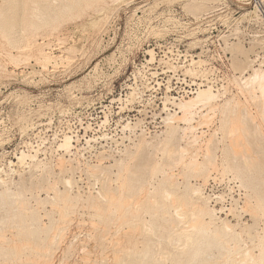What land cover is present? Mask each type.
Masks as SVG:
<instances>
[{
    "label": "rangeland",
    "instance_id": "1",
    "mask_svg": "<svg viewBox=\"0 0 264 264\" xmlns=\"http://www.w3.org/2000/svg\"><path fill=\"white\" fill-rule=\"evenodd\" d=\"M8 1L13 2L14 0H6V2ZM22 1V3L25 4L24 7L27 12V17H25L24 22L16 29V36H21V34L23 36L16 37L15 34L9 36L5 34V30L0 25V168L3 167V170L1 169L0 171V175L6 178L9 177L8 180L11 181L8 183L11 187L9 188L11 191H16L15 193L13 192L14 196L11 194V191H9L11 194L10 197L12 198H10L8 196L10 194L7 193V196L12 200L7 197L8 199H5V202L3 200L1 203L0 201V223L1 220H5L2 222L4 226L0 225L4 227V230L0 227V234L6 232L7 234L3 233V235L6 234L5 236L11 239L12 236L14 237V235L18 234L20 231L29 232V237L32 240H37L36 242L40 245H48L51 252H53L54 248L56 249L54 250V254L51 253L53 256L51 262L53 261V264H60L58 260L61 261V263L63 262V264H92L93 262H95L93 264H111V262H113L111 261L113 260L111 256H114L115 250L118 248L117 245L120 244V241L115 242L114 239H122V244L120 245L124 246L119 245V250L123 248L127 249L122 250L124 260L120 262L121 264L125 262V264H132L133 260L135 261L134 264H137L138 260L135 258L137 256L136 254L141 253L142 251L140 250H145L150 244L153 251L156 252V248L159 250L161 248L157 246L165 248V254L166 251L167 253L170 252L166 255H174L177 249V252L181 254V252H183L181 247L185 249L187 246L183 252L184 254H181L182 257L187 258L186 253L190 251V243L188 244V242L185 241L182 242L183 240L179 243L177 236H174L177 238L170 237L171 239H168L166 235L164 238L166 241L163 243L162 241L164 240L158 238L160 236H158V234L162 232L167 234L166 232L170 233L172 231L171 234H173L171 227L175 226L168 222L164 223L165 220L162 219V212H159V215L156 214L154 218L152 216L154 213L151 211L141 206H138L139 209L137 208L138 211L141 208L143 210L145 209L144 211H139L141 217L139 222L145 219L142 222L143 225L145 223L149 228L148 224H154L150 225V227L155 230L158 229L160 232L157 233L158 231L154 232L155 230L151 229V231H146L149 229L146 228V230H144V227L140 230H144L143 233L146 231L150 234L153 231L154 237H152V235L150 236V234H146V236L141 231L136 230V232H134L135 229L132 227L134 229L132 230V228L130 229L131 226L128 227L127 225L124 229L121 227V231L116 230L117 227L118 229L120 227L117 226L119 224L116 223L118 222L116 221V215L120 212L119 206H117V200L123 197L127 204H132L136 207L135 201L137 200L136 198H138V193L136 191L137 188L141 186H146L147 188L145 189L149 188L148 191H146L149 194L147 196L148 198L155 199L157 196L155 193L159 190L157 186L162 184V181L167 177L166 174H168L172 175V177L173 175L175 176L173 177V181L176 180V182H174L176 183V188L180 184L178 187L180 192H182V189L184 191V189L186 190L191 187L190 185H202L206 199L209 198L206 202L210 200V202H208L210 206H213V202L209 195L217 194L227 200L224 201V203L221 202L218 207L211 206V208L215 211L216 220L220 221H217L218 225L221 224V219L223 218L222 220H229L237 227L235 230L241 233V236H237L236 238L229 236L225 239V243L228 239V243L232 242L230 243L231 245L228 244L229 248L230 246L235 247V244L237 246L239 244L240 247L238 246V248L240 251L236 249L237 247L231 250L225 248L228 247V245H224L223 247L227 250L225 251L223 247H221L222 245L219 246V244H214L211 247L212 250L210 249L212 252L211 254L214 253L212 255L213 258L218 256V259H216L217 257L213 259L214 262H212L214 264H218L219 262V264L237 263L239 262L237 260H242L244 253H246L244 250L248 247H250V249L252 248L251 250L256 255L255 257H258L260 260V249H262L264 245V205H258L259 202L264 203V115L261 113H264L262 109L264 104L262 105L261 100L255 99V95H252L248 87H245L243 80L254 72L253 69L257 67H263L262 69H264V0H259L257 2L254 0H175L170 2L167 0H81L79 6L73 9L70 8V10L68 9L66 11L67 13L65 12L66 15L63 14L59 17L61 19H57L54 23L45 26L40 24L36 19L30 20L28 17V13L31 14L35 10V6L37 7L39 4L37 3L38 0ZM40 1L43 0H39V2ZM61 1H63V4H67L68 2L71 3L72 0ZM6 2L5 0H0V4H2L5 9L9 7L11 3H7L9 5L4 4ZM43 3V5L50 4V6L51 4L54 6L55 3V11H59V8L63 6L60 0H55V2L53 0H44ZM41 4L42 3H40V5ZM7 11L10 12L11 10L7 8L6 12ZM9 12L6 15H10L11 13ZM247 12L249 13L247 14ZM254 12H256V14ZM104 17H106L105 20ZM94 20H99L101 24L99 26H93L92 21ZM151 49L155 52L153 61L151 60L152 57L149 52ZM17 55L20 56V59L17 58ZM33 55L35 57H31ZM43 55L45 57H42ZM24 57H27L29 60ZM199 60H201V62ZM172 65H174V67ZM192 66L195 68V71H198H196L197 73L195 72L196 74L194 73L195 75L186 72L188 68H193ZM201 85L202 88L212 85L216 92L219 93L222 99L219 101V105H221H218L219 109L224 105L226 100H240L239 108H243V112L247 110L248 113V111H250L249 114H245L248 117H250L249 115L251 114L252 117H250V119H253V117L255 118L250 120L246 117L244 123L246 128H249L250 132L246 131L250 134L248 135V133L244 132L247 134L246 136V134L243 133V139H246L248 144L252 142L250 143L252 144L251 146H249L250 144L248 145L250 147L248 151L251 153H249L250 158L251 156V159L256 157L255 160L253 159V162L258 158L259 161L257 160L256 162L260 165H249L250 167L252 165L255 167L254 169L252 166L255 172L259 170L256 173L254 172L251 176L247 174L251 172H245L244 174L246 175L243 174L241 179H239L235 173L236 170H234V173L230 170L236 166V164L245 165L242 161L244 157L237 156L239 154L235 156L230 152L232 149H229L230 138L227 133L228 127L219 129L220 127L223 128V124H221L223 123V117L219 110L217 111L218 114L216 113L217 115L211 119V124L208 127L204 125L201 126L198 122H194L193 125L198 129L193 128L192 133L190 132L192 129H187L188 131L186 130V132L188 133L185 134L184 132L185 135L182 134V129L179 131V128L177 130L178 133H176L175 142L173 143L176 144V146L172 144L170 147L166 148L164 136H166L165 134L170 130L168 125H171L167 117L176 110L177 105L174 103H178L182 97L189 99ZM135 95H137V98ZM165 95L174 98V102L173 98L170 100L171 102L169 101L170 103L168 102L170 111L163 110V103L166 99ZM253 99H255V101H253ZM105 116H107V119ZM196 120L199 121L200 117L198 116ZM254 120L255 122L260 121L258 123L263 124L259 125L255 123ZM177 123L178 121L176 124L174 123V125H177ZM127 124L130 126L126 127ZM183 124V122H179L178 125L180 127L188 126L187 124ZM254 124L259 125L258 127L261 129L256 127L257 125L254 126ZM88 126L91 129H89ZM255 131L259 134H254L256 133ZM193 133L199 136L197 141L198 144L196 143V145H193L195 142L191 140L194 139L192 137L194 136ZM216 133L217 135H215ZM64 134L71 135L74 140V146L70 153L58 148ZM183 135L186 136L188 140L183 137ZM211 136H213V138H211ZM91 137L93 140L89 139ZM177 137L178 139H176ZM211 139L212 141H210ZM208 140L211 143L207 147L206 143ZM145 141H149L152 144L149 145V142L144 143ZM163 141L164 144L162 143ZM188 143L189 145L192 143L191 147L187 145ZM179 145L189 149L188 153L184 155L182 162L177 158L181 156L178 150ZM38 147L41 148L38 149ZM36 149L38 150V157L42 159L41 167H37L36 171L33 170L35 168L34 166L29 167L20 165L19 163L17 164L16 156L18 153L21 151L36 153ZM198 149H202L203 152L196 151ZM206 150H209V155L205 153ZM254 152L255 155L253 154ZM60 156H65L64 158L68 160L63 162L64 165H62V162L60 163L58 161ZM191 157H198L197 161L200 162L208 161V159L213 162L216 161L219 164H216L218 165L216 167L218 171L212 168L209 172L192 171L189 169L190 167L187 169L185 166L189 165L185 164L191 161ZM234 159L235 161H233ZM236 159H240L241 162L237 161L238 163H236ZM11 161H15L16 164L10 165ZM116 161L118 163H116ZM65 162L67 164H65ZM119 162L121 164H119ZM222 162H226V165H223ZM253 162L251 161V163ZM98 163L101 166L95 165ZM181 163H184V165ZM227 163L232 167L230 168L229 165L227 166ZM47 164L48 166L50 165V169ZM221 164L223 167H227L224 168L226 172L222 170L223 167L221 168ZM57 165L58 167L62 165V169L58 168ZM67 167L70 169L69 171ZM90 167H93L92 170H90ZM154 167H156V169H154ZM41 168L45 171L40 174ZM95 168H97L96 172L94 171ZM227 169L230 171L228 170L229 172H227ZM247 169L246 171H249V169L251 170V168L248 167ZM50 170L53 173H50ZM101 170L102 172L104 170L106 173L103 172V174H101ZM97 171L102 175L101 178L97 177L100 176L99 174H95L98 173ZM8 172L10 175H8ZM47 172H49L51 177H45L49 175L46 174ZM222 172H224L226 176L224 173V176L222 174L220 175ZM35 174L36 176L40 175L41 179L38 176L39 180ZM56 174L60 175L57 177L61 179V182L58 184L56 182H58L59 178L56 177ZM208 175L209 177H207ZM31 177H35L36 179ZM103 177H109L107 178L109 182L106 183L107 181L104 180L107 179ZM50 178L55 179L52 180ZM64 178L72 180L74 184L71 188L69 186L72 184L68 186V184L64 182L66 180ZM37 179L38 181H35ZM189 179L190 184L186 183ZM46 180L50 185L55 180L56 187L54 182L52 183L54 184L52 185L53 188ZM14 181H16V183ZM13 182L14 184L12 185L11 183ZM62 182H64L66 186L63 185ZM245 183H248L250 186ZM102 184L111 185L109 189L111 188L113 194H115L114 198H117V200L113 199L111 202L112 205H110V203H108L109 205L106 204V207L111 206L110 208H106L110 209V214L107 212V220L104 218L105 222L103 220V222L101 221L99 224V220L97 218L94 219L95 217L92 218V214H90L93 213L90 211H93V209L90 207V209L88 208V200H92L93 198L89 199L91 196H98L99 191L108 188ZM19 185L29 191L21 187L16 189L15 187ZM36 185H41L38 187L40 189H45H37ZM245 185H248L247 188ZM56 188L59 189V192H54L57 190ZM47 189L54 191L52 192L50 190L51 192H49ZM65 189L67 194L70 193L71 197L74 196L72 198H77L76 196L81 194V201L75 202L77 199H73L75 203H82L83 199L85 201L87 200V203L85 201L83 202L84 204L80 203L81 207H75L77 211L74 209L75 213L74 211L71 213L75 215H70V218L68 217L67 220L71 219L69 222L73 220V223L71 222L73 225L68 222H63L64 220L60 221L59 209L57 210L55 209L56 207H53L54 204L52 203L55 201L51 202L55 200L51 199L56 193H59L58 195L62 193L65 194L66 192H63ZM2 190L3 188L0 187V192ZM17 190H21L22 192L26 191L25 193H27V195ZM30 191H32V193ZM18 192L22 193L19 195V198L15 195ZM153 192H155V195L152 194ZM38 193L39 195H37ZM144 194L147 195V193ZM144 194L142 198L146 197ZM23 195H25L26 198H23ZM48 196H52V198L50 199ZM88 196L90 197L88 198ZM14 197L17 198L15 199ZM58 197L55 196V198ZM35 198H37V200ZM260 198L263 199L260 201L258 200ZM22 201L25 203L20 204L23 203ZM249 202H251V206L253 203L254 207L258 206L257 209L255 208L257 210L256 212H254V207L247 205ZM79 203L76 206H79ZM56 204H58V201L55 202V205ZM20 205H23V210L26 209L27 212L30 210V212L36 213V215L34 214V216H31L29 212L26 213L27 217L23 218L21 214L23 210ZM82 206L87 208L84 209ZM231 207L234 212L231 211ZM146 210L148 211L147 213H145ZM250 210L254 211L250 213ZM23 213H25V211H23ZM20 215L21 218L25 220V222L22 220L24 227H21L25 230L20 229L19 226L22 225L18 226L14 224L17 228L12 226L13 223L6 225L8 218L19 217ZM217 215H220V219H218L219 217ZM35 216L36 220H41L36 221L33 226L35 221L33 217ZM151 219L152 221L154 220V223L150 222ZM57 220H59V222ZM162 220L164 224L160 223ZM10 221L12 222V219H10ZM10 221L9 223H11ZM52 221H57L55 223L60 224L58 227L63 225L62 227L63 229L65 228V231L69 229L66 234L63 229H60L67 237L66 239L63 240L64 237L61 238L62 240L57 239L60 238V236H57L55 239L57 242H49L53 237L51 236L52 234H50L51 232L53 233L51 227L55 225ZM96 221L99 226L101 225L100 227L96 225L95 228V225H92L91 222L95 223ZM155 221L159 222L155 223ZM159 223L162 224L161 226L164 227V229L159 230V228L161 229ZM167 223L171 226L166 225ZM183 224L185 226L190 225L185 222ZM37 225L39 226L36 227ZM66 225L68 229L64 227ZM180 225L178 224L179 228L183 226ZM42 227L43 229H40ZM178 227L176 226L175 228L178 229ZM37 228L40 230H37ZM127 228L130 231L127 232ZM185 228L188 229L190 227ZM122 230H124V232ZM176 230L174 231L176 232ZM243 230H245V232H243ZM115 232L119 233L116 234ZM125 232L127 233L123 234ZM164 234L161 235L164 237ZM118 235H120L121 239L120 237H116ZM145 236L150 237L148 239ZM153 238L155 240L158 238V242L156 241L157 243H153ZM147 239L151 240L153 244ZM235 239H238V242L241 239V242L238 243ZM59 241L60 247L57 248L58 245H54H56L55 243L58 244ZM145 241L149 243L146 244ZM159 241H161V243L156 245ZM175 242H178L176 244H179L180 248L175 249L177 247L173 244ZM168 243H171L170 246H172L169 247ZM186 243L187 245H185ZM260 243L262 246H260ZM71 245L72 247L68 248V246ZM145 245L147 247L144 249ZM173 246L176 247L172 250L171 248ZM205 247H208V245H205ZM67 248L70 252L67 251ZM166 248H168V250H166ZM131 249H133L132 253L126 252ZM64 250H66L68 254ZM31 251L32 250H30V252L28 251V253L32 256L31 253L35 251ZM161 251H163V249H161ZM161 251L159 253H154V259L156 254H158V257H160L159 255L161 254L160 258L162 260L160 261H164L165 264L167 263L166 261H168L167 264H171L173 262L170 258L171 256L165 257L166 255H162L164 253ZM135 252H137L135 254L136 256L129 257V254H134ZM124 253L127 254V258H125L126 254ZM65 254L67 255L65 256ZM1 255L2 254H0V264H18L13 258H7ZM34 255L35 253H33V256ZM105 255L108 260H105ZM84 256L87 257L85 258ZM55 257L57 258L55 259ZM163 257L168 258V260H164L165 258L163 259ZM160 258H156L155 262ZM86 259L92 262L88 261L85 263ZM128 259L131 263H129L130 261ZM227 259L229 260L226 261ZM258 259L254 258V261L249 260L251 263H248L249 261L246 263L257 264L260 262V264H264V262ZM234 260L237 262H233ZM151 261L153 260H149V263H151ZM160 261L151 264H157L160 263ZM245 261L247 260H244V263H242L246 264ZM189 262L191 261L189 260ZM192 262L191 264H193ZM197 263H199V261H197Z\"/></svg>",
    "mask_w": 264,
    "mask_h": 264
},
{
    "label": "bare ground",
    "instance_id": "2",
    "mask_svg": "<svg viewBox=\"0 0 264 264\" xmlns=\"http://www.w3.org/2000/svg\"><path fill=\"white\" fill-rule=\"evenodd\" d=\"M44 1V0H43ZM43 1H40L39 2V0H38V2L37 3H39L38 5H37V7L35 6V10L31 13V14H29L28 13V17L30 18V20H33V19H36L37 21H39L40 22V24H43L44 26L45 25H49V24H52V23H54L55 22V20H59V19H61V18H59L60 16H62L63 14H65L66 15V11L69 9L70 10V8L71 9H73L74 7L76 8L77 6H79L80 4H81V0H72L71 1V3L70 2H68L67 4H63V1H61L60 0V3H62L63 4V6H61V8H59L60 10L58 11H55L56 9V7H54L55 6V3H54V6H52V4H51V6H50V4H47V5H43L44 3H43ZM54 2H55V0H53ZM120 1V0H119ZM162 1V0H161ZM164 1V0H163ZM167 1H175V0H167ZM167 1H165V2H167ZM180 1H182V0H180ZM216 1V0H215ZM5 2H6V0H5ZM11 2V1H10ZM9 1L8 2H6V3H4V4H7V3H10ZM23 1L22 0H19V1H17V0H14L13 2H11L10 3V6L9 7H6V9L7 8H9L11 11L9 12V11H7L6 12V9L4 8V6L2 5V4H0V25L3 27V29L5 30V34H8L9 36L10 35H13V34H15V36H16V29L18 28V26H20L23 22H24V20H25V17H27L26 15H27V12L25 11V7H24V3H22ZM57 2H59V1H57ZM56 2V3H57ZM178 2V1H177ZM36 3V4H37ZM40 3H42L41 5H40ZM46 3V2H45ZM175 3V2H174ZM35 4V5H36ZM61 4V5H62ZM156 4V3H155ZM7 5H9V4H7ZM60 5V4H59ZM58 8V7H57ZM257 9V8H256ZM117 11V10H116ZM254 11V10H253ZM11 13L10 15L8 14V15H6L7 13ZM66 12V13H65ZM249 12H247V14H248ZM253 13V12H252ZM255 14H256V12H254ZM244 16V15H243ZM249 16V15H248ZM254 17V16H253ZM106 19V17H104V20ZM38 22V23H39ZM42 22H44V23H42ZM37 23V24H38ZM92 23H93V26H99L101 23H100V21L99 20H94V21H92ZM39 24V25H40ZM229 25V24H228ZM19 30H21V29H19ZM18 31V30H17ZM19 32H21V31H19ZM14 36V37H15ZM21 36H23L22 34H21ZM20 35L19 36H16V37H21ZM150 54H151V57H152V61L154 60V58H155V52H154V50L153 49H151L150 51ZM148 52V53H149ZM12 57H14V56H12ZM31 57H35L34 55L33 56H31ZM36 57H37V55H36ZM42 57H45L44 55L42 56ZM48 57V56H47ZM15 58H16V56H15ZM17 58H19L20 59V56L19 55H17ZM25 58V57H24ZM25 59H27V60H29L27 57L25 58ZM39 59V58H38ZM47 59V58H46ZM22 61V60H21ZM23 61H24V59H23ZM150 61V60H149ZM197 61V60H196ZM195 61V62H196ZM200 62H201V60H199ZM171 64V63H170ZM169 64V65H170ZM173 64V63H172ZM193 64H194V62H193ZM27 66V65H26ZM30 66V65H29ZM173 67H174V65H172ZM172 66H170V67H172ZM193 67V66H192ZM256 67V66H255ZM194 68V67H193ZM193 68H188L187 69V73H191L192 75L197 71H195V68L193 69ZM263 68V67H262ZM262 68H255V69H253L254 70V72L252 73V74H250L248 77H246L244 80H243V82H244V85H245V87L247 88L248 87V90L249 91H251L252 93V95L254 94L255 95V99H259V100H261L262 101V105L264 104V69H262ZM185 69V68H184ZM170 70H171V68H170ZM246 70V69H245ZM184 71V72H185ZM198 72V71H197ZM196 72V73H197ZM195 73V74H196ZM190 74V75H191ZM194 74V75H195ZM197 76V75H196ZM171 79V78H170ZM234 79V78H233ZM235 82H237V81H235ZM229 84V83H228ZM214 85V84H213ZM169 87H170V85H169ZM168 88V87H167ZM171 89V88H170ZM170 89H167V90H170ZM132 93V92H131ZM134 93V92H133ZM167 94V93H166ZM132 95V94H131ZM224 95V94H223ZM136 96V98H137V95H135ZM164 96V95H163ZM166 96V99L164 100V107H163V110L165 111V110H169L170 111V108L168 107V102L173 98V97H171V96H169V95H165ZM233 96V95H232ZM224 97V96H223ZM252 97H254V96H252ZM132 99V98H131ZM255 99H253V101H255ZM177 100V99H176ZM220 100H222L221 99V97H220V95H219V93H217L216 92V90L214 89V87L212 86V85H209L208 87H203L202 88V85L197 89V91L196 92H194V95L193 96H191L189 99L187 98V99H185V98H181L180 99V101L178 102V103H174V104H176L177 105V107H176V110L172 113V114H170V116H165V117H167V119H169V123H171V125H168V127H169V131H168V133H166L165 135L167 136H164L165 138V144H166V148L167 147H170L174 142H175V137L177 136V134L176 133H178L177 132V130L179 129V131L182 129L183 130V133L182 134H184V132H185V134H187L188 132H186V130L187 129H192V131L190 130V132L192 133L193 132V128H197V127H195L193 124H194V122H198L199 123V125H201V126H210V122H211V119L215 116V115H217L218 113H217V111L219 110V111H221L220 112V114L222 113V117H223V120H222V122L223 123H221V124H223V128L222 127H220L219 129H225V127H228L227 129V133H228V137L230 138H227V139H229V143H230V147H229V149L231 148L232 149V151H230V152H232L233 153V155H235L236 156V154H239V155H237V156H240V157H244V159L242 160L244 163H245V165H238V164H236V166H234L233 168H231L232 166H230L228 163H227V166L229 165L230 166V170H231V172L232 173H234V170H236V174H237V178H239V179H241V177L243 176V174L245 173V172H251V173H247V174H250V176L255 172V167L253 166V165H257L258 164V162H256L257 160H258V158L256 159V161L255 162H253L254 160H255V158L256 157H253V159H251L252 158V156H251V158H250V155H249V153H250V151H248V150H250V147L249 146H251L252 144H250V143H252V142H250L249 144L247 143V140L246 139H243V136H244V134H246V133H248V135L250 134L249 132V128L247 129L246 128V125H245V119H246V117L247 118H249L250 119V117H252V115L250 114L249 116L250 117H248L247 115H245V114H249V112L250 111H248V113H247V110H246V112L244 111L243 112V108L241 109V108H239V106H240V100L238 101H236V100H233V99H231V100H226L225 101V103H224V105L219 109V106H221V105H219V101ZM224 100V99H223ZM247 100V99H246ZM245 100V101H246ZM133 101V100H132ZM171 102V101H170ZM169 102V103H170ZM173 102H174V98H173ZM173 102H172V104H173ZM258 103V102H257ZM219 105V106H218ZM242 105V104H241ZM264 106V105H263ZM241 107H243V106H241ZM251 107V106H250ZM246 109V108H245ZM262 109L264 110V107H262ZM217 113V114H216ZM252 113V112H251ZM263 115H264V113L263 112H261ZM254 114V113H253ZM200 117V120L198 121V120H196V118L197 117ZM107 116H105V118H106ZM257 117V116H256ZM107 119V118H106ZM253 119H255L254 117H253ZM253 119H250V120H253ZM261 120H262V118H261ZM105 121V120H104ZM166 121V122H167ZM178 121V123H177V125H174V123L176 124V122ZM221 121V120H220ZM247 121V120H246ZM179 122L181 123V122H183L184 124H187L188 126H186V127H180L178 124H179ZM254 122H255V120H254ZM253 122V123H254ZM258 122H260V121H258ZM258 122H255V123H258ZM102 123H104V122H102ZM106 123H107V121H106ZM106 123H104V124H106ZM128 123V122H127ZM264 123V122H263ZM263 123H258L259 125L260 124H263ZM183 124V125H184ZM90 125V124H89ZM199 125H198V127H199ZM227 125V126H226ZM257 124H254V126H256ZM259 125H257L256 127H258ZM130 125L129 124H127L126 125V127H129ZM197 126V125H196ZM247 126H248V124H247ZM89 127V126H88ZM86 128V127H85ZM258 128H260V127H258ZM89 129H91L90 127H89ZM126 129V128H125ZM198 129V128H197ZM257 129V128H256ZM261 129V128H260ZM249 131V132H247V131ZM259 130V129H258ZM257 130V131H258ZM134 131H135V129H134ZM188 131V130H187ZM222 131V130H221ZM225 131V130H224ZM216 132V131H215ZM219 132H220V130H219ZM244 132H246V133H244ZM256 132V131H255ZM261 132V131H260ZM263 132V131H262ZM202 133V132H201ZM244 133V134H243ZM184 134V135H185ZM194 134V133H193ZM222 134V133H221ZM254 134H259L258 132H256V133H254ZM183 135V137H185V138H187L186 136H184ZM192 135V134H191ZM214 135V134H213ZM215 135H217V133L215 134ZM201 136V135H200ZM202 136H204V135H202ZM246 136H247V134H246ZM182 137V138H183ZM189 137V136H188ZM194 139H191L192 140V142H195L193 145H196V143H197V141H198V138H199V136H197V135H195L194 134V136H192ZM221 137V136H220ZM223 137V136H222ZM211 138H213V136H211ZM89 139H92V137L91 138H89ZM176 139H178V137L176 138ZM93 140V139H92ZM187 140H188V138H187ZM190 140V141H191ZM204 140V139H203ZM202 140V141H203ZM73 137L71 136V135H68V134H64V136H63V138H62V141H61V143L59 144V146H58V148L59 149H63V150H66V152H72V148H73V146H74V144H73ZM136 141V140H135ZM200 141V140H199ZM210 141H212V139L210 140ZM224 141V140H223ZM246 141V142H245ZM142 142V141H141ZM147 142H149V141H147ZM146 141L144 142V143H147ZM187 142H189V141H187ZM204 142V141H203ZM202 142V143H203ZM163 144H164V141L162 142ZM177 143V142H176ZM190 143V142H189ZM189 143L187 144L188 146H190L191 147V144L189 145ZM206 143V142H205ZM204 143V144H205ZM211 142H209V140H208V142L206 143L207 144V147H208V145L210 144ZM28 144V143H27ZM139 144V143H138ZM149 145H151L152 143H148ZM148 144H145V145H148ZM163 144H160V145H163ZM198 144V143H197ZM200 144V143H199ZM137 145V144H136ZM141 145V144H140ZM173 145H175L176 146V144H173ZM192 145V146H193ZM249 145V146H248ZM256 145V144H255ZM201 146H203V145H201ZM34 147V146H33ZM141 147V146H140ZM173 147V146H172ZM200 147V146H199ZM204 147V146H203ZM206 147V146H205ZM39 148H41V147H38V149ZM90 148V147H89ZM138 148V147H137ZM142 148V147H141ZM141 148H138V149H141ZM175 148V147H174ZM201 148V147H200ZM199 148V149H200ZM196 150V151H202V149L201 150ZM204 149H208V148H204ZM166 150V149H165ZM178 150L180 151L179 153V155H181L180 157L178 156L177 158H179L178 160L180 161V162H182V160H183V157H184V155L185 154H187L188 153V150L189 149H187V148H185L184 146H181V145H179V147H178ZM41 151V150H40ZM167 151V150H166ZM171 151V150H170ZM207 151V152H206ZM205 151V153L206 154H208L209 155V150H206ZM203 152V151H202ZM166 153V152H165ZM226 153V152H225ZM45 154V153H44ZM229 154V153H228ZM251 154V153H250ZM254 155H255V152L253 153ZM224 155V154H223ZM222 155V156H223ZM131 156V155H130ZM195 156V155H194ZM65 157V156H64ZM63 156L61 157L60 156V158L58 159V161L61 163L62 162V165H64V161L66 160L65 158H64ZM175 157V156H174ZM206 157V156H205ZM230 157V156H229ZM134 158V157H133ZM224 158V157H223ZM234 158H236V157H234ZM16 159H17V164L19 163L20 165H26V166H29V167H32V166H34L35 168L33 169V170H35L36 171V169H37V167H41V164H42V159H40L39 157H38V150L36 149V153H28V152H26V151H21L20 153H18L17 154V156H16ZM127 159H129V158H127ZM170 159V158H169ZM175 159V158H174ZM178 160H176V161H178ZM185 160V159H184ZM191 161H189V163L188 164H185V165H189V166H185V167H187V169L189 168V169H191L192 171L194 170V171H197V172H209V170L212 168V169H216L217 171H218V168H216L219 164L215 161V162H213V161H211L210 159H208V161H202V162H200V161H197L198 160V157H191V159H190ZM218 160V159H217ZM222 160V159H221ZM225 160V159H224ZM66 161H68V160H66ZM178 161V162H179ZM233 161H235V159L233 160ZM237 161H240L241 162V160L240 159H236V163H238ZM246 161V162H245ZM251 161L253 162V163H251ZM259 161V160H258ZM90 162V161H89ZM88 162V163H89ZM100 162V161H99ZM127 162V161H126ZM142 162V161H141ZM147 162V161H146ZM178 162H176V163H178ZM229 162V161H228ZM57 163V162H56ZM116 163H118L117 161H116ZM131 163V162H130ZM223 163V165H226L225 163L226 162H222ZM234 163V162H233ZM243 163V164H244ZM16 163H15V161H11L10 162V165H15ZM65 164H67L66 162H65ZM103 164V163H102ZM119 164H121L120 162H119ZM181 164H183L184 165V163H181ZM216 164H218V165H216ZM250 164H253L252 166L254 167V169H252V166L250 167L249 165ZM44 165H46V164H44ZM60 165V164H59ZM62 165H61V167H62ZM70 165H71V163H70ZM95 165H100L99 163L98 164H95ZM223 165L221 164V168L223 167ZM235 165V164H234ZM247 165V166H246ZM259 165V164H258ZM257 165V166H258ZM47 166H48V164H47ZM46 166V167H47ZM66 166V165H65ZM91 166H92V163H91ZM101 166V165H100ZM245 166V167H244ZM260 166V165H259ZM23 167H25V166H23ZM45 167V168H46ZM57 167H58V165H57ZM61 167H58V168H60V169H62ZM98 167V166H97ZM127 167V166H126ZM182 167H184V166H182ZM220 167V166H219ZM247 167L248 168H251V170L249 169V171H246V170H248L247 169ZM3 168V167H2ZM2 168H0V171H1V169ZM48 168L50 169L51 167H50V165L48 166ZM53 168H56V167H53ZM70 168V167H69ZM92 168L93 167H90V170H92ZM100 168V167H99ZM130 168V167H129ZM220 168V169H221ZM224 168H227V167H223V171L225 170ZM246 168V169H245ZM32 169V168H31ZM43 168H41V170H40V174L41 173H43V171H45V170H42ZM67 169H68V167H67ZM66 169V170H67ZM96 169L97 168H95V172H96ZM107 169V168H106ZM105 169V170H106ZM154 169H156V167H154ZM245 169V170H244ZM3 170V169H2ZM12 171H14L13 169H11ZM70 169H68V171H69ZM99 170V169H98ZM131 170V169H130ZM158 170V169H157ZM229 169H227V172H229L228 171ZM254 170V171H253ZM29 171H30V169H29ZM42 171V172H41ZM48 171V170H47ZM61 171V170H60ZM94 171H93V173H94ZM170 171V170H169ZM215 171V170H214ZM257 171H259V170H256V172ZM4 172V171H3ZM10 172V171H9ZM8 172V173H9ZM64 172H65V170H64ZM67 172V171H66ZM72 172V171H71ZM70 172V173H71ZM98 172V171H97ZM103 172H104V170H103ZM103 172H102V170L100 171V173L101 174H103ZM172 172V171H171ZM225 172H226V170H225ZM255 172V173H256ZM22 173V172H21ZM50 173H53V172H51V170H50ZM62 173V172H61ZM61 173H59V174H61ZM69 173V172H68ZM67 173V174H68ZM104 173H106V172H104ZM156 173H157V171H156ZM173 173V172H172ZM186 173V172H185ZM211 173V172H210ZM209 173V174H210ZM223 173L224 172H222V173H220V175L222 174L223 175ZM13 174V173H12ZM47 175L49 174V172H47L46 173ZM95 174H99V172L98 173H95ZM162 174H164V173H162ZM171 174V173H170ZM227 174V173H226ZM8 175H10V173L8 174ZM55 175V174H54ZM53 175V176H54ZM65 175V174H64ZM100 175V174H99ZM205 175H206V173H205ZM224 175H225V173H224ZM223 175V176H224ZM232 175V174H231ZM244 175H246V174H244ZM35 176H36V174H35ZM38 176H39V178H40V175H37L36 177L38 178ZM57 176H60V175H58V174H56V177ZM67 176V175H66ZM101 176L102 175H100V176H97V177H100L101 178ZM158 176V175H157ZM166 176L167 177H165V179L162 181V184H160V182H159V184L161 185H159V186H157V187H159V190H158V192L157 193H155V192H153L152 194H157V196L155 197V199H151V198H148L147 196L149 195L148 194V192H146V191H148V189H145V188H147L146 186L145 187H143V186H141V187H139V188H137V193H138V198H136L137 200L135 201L136 203V207L134 206V205H132V204H127L126 203V200H124V198L123 197H120L118 200H117V198L115 199L114 197H115V194H113V192H112V190H111V188L109 189V187L111 186H108L107 184H102L103 186H107L108 188L107 189H105V190H103V191H99V195L97 196H88V198L89 199H92V200H88L89 202H88V204H89V206H88V208L90 207V208H92L93 209V211L92 210H90L91 212H93V213H90V214H92L91 216H92V218L93 217H95L94 219H98L99 220V224H100V222L102 221L103 222V220H104V218L106 219V217H107V212L110 214V212H109V210L110 209H106L107 207H106V204L107 205H109L108 203H110V205H112L111 204V202L113 201V199L114 200H117V206H119V213L116 215V221H118V222H116L117 224H119V225H117V226H120L119 227V229H118V227H117V231H121V227H123V229H124V227H129V226H131L130 227V229L132 228V230H134V232H136V230L137 231H141L142 229V227H144L143 229L144 230H146V228L147 229H149V230H146V231H151V230H155V229H152V227H150V225H154V224H148L149 225V228L145 225V223H144V225H143V220H145V219H143L142 221H140L139 222V220L141 219V217H140V213H139V211H141V210H143L141 207H143V208H145V209H147L148 211H151L152 213H154V215H152L153 217L156 215V214H158L159 212H162V219L163 220H165L164 221V223L165 222H168V223H171V225L172 224H174L175 226L173 227V228H175L176 226L178 227V224L180 225H183L182 227L184 228H179L178 227V229L177 228H175V229H173L172 227H171V229L173 230V234H171V232L169 233V232H166L167 234H164L165 232H162L161 234H164V237L161 235V234H158V236H156V237H158V238H161V239H163L164 240V238H165V236L167 235V238L168 239H171L172 237L173 238H177L178 239V241H179V243H181V241L182 242H188V244L190 243V251L189 252H191V253H189V252H187L186 253V256H187V258H184V257H182L181 256V254L184 252V250L186 249V247H185V249H184V247H181V249H183L182 251L183 252H181V254L179 253V252H177V248H180L179 247V244H176V243H178V242H175V243H173V244H175L176 246H173L171 249L173 250V248H175V249H177L176 250V252L174 253V255H171V254H169L171 257V259L173 260V264H185L186 262H189V260L193 263V264H214L213 262H214V258L215 257H217L216 259H218V256H215L214 258H213V254H211L212 252H211V247L215 244V245H217V244H219V246H221V247H223L224 245H228V244H230V243H232V242H230V243H228V241H229V239H228V241H226V243H225V239H227V237H229V236H232V237H234V238H236L237 236H241V233H239V232H237L236 230H235V228H237L235 225H233V223H231L229 220H222L221 219V224L220 225H218V223H217V221L218 220H216L217 219V217H215V211H214V209L213 208H211V206L208 204V202H210V200L208 201V202H206V200H208V199H206V196L204 195V190H203V188H202V185H199V186H196V185H190L191 187H189V188H187L186 190L184 189V191H183V189L181 190L182 192H180L179 190H178V187L180 186V184H179V186H177V188H176V183H174V182H176V180H174L173 181V177H175L174 175H173V177H172V175H168V174H166ZM226 176V175H225ZM234 176L236 177V175L234 174ZM253 176H255V175H253ZM11 177V176H10ZM45 177H51L50 176V174L48 175V176H45ZM62 177H64V176H62ZM70 177V176H69ZM105 177V176H104ZM103 177V178H104ZM110 177V176H109ZM109 177H107V178H109ZM162 177V176H161ZM163 177H164V175H163ZM181 177H182V175H181ZM204 177V176H203ZM207 177H209V175L207 176ZM207 177H206V179H207ZM249 177V176H248ZM8 178L9 177H2V175H0V187L1 188H3V190L0 192V201H1V203H2V201L4 200V202L11 196V194L14 196V194H13V192L15 193L16 191H11L10 190V186H9V182H11V181H9L8 180ZM31 178H34V179H36L35 177H31ZM38 178V179H39ZM57 178H59V180H58V182H56L57 184L59 183V182H61L60 180V177H57ZM71 178V177H70ZM107 178H104V179H107ZM155 178V177H154ZM183 178V177H182ZM249 178H251V177H249ZM13 179V178H12ZM38 179L37 180H35V181H38ZM41 179V178H40ZM39 179V180H40ZM47 179V178H46ZM50 179H55V178H50ZM64 179H66V178H64ZM63 179V180H64ZM163 179V178H162ZM161 179V180H162ZM223 179V178H222ZM232 179V178H231ZM234 179V178H233ZM20 180H21V177H20ZM51 180V181H52ZM109 179H107V180H104V181H107L106 183H108L109 181H108ZM210 180V179H209ZM48 181H50V180H48ZM55 181V180H54ZM53 181V182H54ZM98 181H99V179H98ZM126 181V180H125ZM258 181V180H257ZM15 183H16V181H14ZM14 182L13 183H11L12 185L14 184ZM26 182V181H25ZM46 182H47V180H46ZM52 182V183H53ZM64 182H66L67 184H68V186L69 185H71V186H69L70 188L73 186V182H72V180L71 179H69V178H67ZM64 182H62L63 183V185H65L66 186V184H64ZM75 182V181H74ZM152 182V181H151ZM185 182V181H184ZM206 182V181H205ZM250 182V181H249ZM22 183V182H21ZM37 183V182H36ZM43 183V182H42ZM47 183H49V182H47ZM47 183H44V184H47ZM51 183V185H50V183H49V185L50 186H52V185H54L55 184V187H56V183L54 182V184H52ZM103 183V182H102ZM105 183V182H104ZM186 183H188V184H190V179L189 180H187V182ZM23 184V183H22ZM33 184V183H32ZM177 184V185H178ZM205 184V183H204ZM245 184H248V183H245ZM2 185H3V187H2ZM43 185V184H42ZM153 185V184H152ZM244 185V184H243ZM249 185V184H248ZM248 185H245V187L247 188V186ZM16 186V185H15ZM26 186H27V184H26ZM37 186V189L39 188L38 186H41V185H36ZM45 186V185H44ZM47 187H49L48 185H46ZM186 186V185H185ZM188 186V185H187ZM203 186H205V185H203ZM250 186V185H249ZM10 187V188H9ZM19 187H21L20 185L19 186H17V187H15L16 189H18ZM43 187V186H42ZM41 187V188H42ZM53 187V186H52ZM100 187V186H99ZM232 187V186H231ZM22 189H25V188H23V187H21ZM54 188V187H53ZM57 188H58V185H57ZM56 188V189H57ZM66 188V187H65ZM104 188V187H103ZM102 188V189H103ZM153 188V187H152ZM183 188V187H182ZM186 188V187H185ZM240 188V187H239ZM244 188V187H243ZM261 188V187H260ZM13 189V188H12ZM21 189V190H22ZM32 189V188H31ZM40 189V188H39ZM43 189H45V188H43ZM43 189H40V190H43ZM55 189V190H56ZM67 189H68V187H67ZM232 189V188H231ZM249 189V188H248ZM259 189V188H258ZM14 190V189H13ZM21 190H17V191H20V192H22ZM25 190H28V189H25ZM51 189H47V191H49V192H53L54 190H51ZM59 189H57L56 191H54V192H59L58 191ZM70 190H72V189H70ZM69 190V191H70ZM100 190V189H99ZM252 190V189H251ZM9 191H11V194H10V192ZM29 191V190H28ZM33 191V190H32ZM32 191H30L31 193H32ZM60 191H62V190H60ZM68 191V192H69ZM255 191V190H254ZM20 192H18V193H16L15 195L16 196H18V198H19V195L20 194H26L27 195V193H25V192H22V193H20ZM33 192H35V191H33ZM48 192V193H49ZM64 193L66 192V189L63 191ZM70 192H72V191H70ZM151 192V191H150ZM149 192V193H150ZM262 192V191H261ZM7 193L8 194H10V195H8L7 196ZM60 193H62V192H60ZM98 193V192H97ZM116 193V192H115ZM144 193H147V195L146 194H144ZM59 193H56V195H54V197L52 198V196L51 197H49L51 200H53V199H55V200H53V201H51V202H57L58 201V204H56V205H58V206H56L55 205V202L54 203H52V204H54V208L55 209H59V218H60V221H62V220H64L63 222H68V223H70L71 224V222L73 223V220L71 221V222H69L70 220H67L68 219V217L71 215H75L74 213H75V211H74V209L77 211V209L75 208V207H81V204L85 201L84 199H83V202L80 204L79 202V206H76L78 203H75V202H77V201H81V194H79V195H75L77 198H72V197H74V196H70V193L69 194H67V192L65 193V194H60V195H58ZM143 194H144V196L146 195V197H144V198H142L143 197ZM152 194H150V195H152ZM154 194V195H155ZM36 195V194H35ZM37 195H39V193L37 194ZM50 195V194H49ZM59 197H58V196ZM253 195V194H252ZM31 196L33 197V195L31 194ZM30 196V197H31ZM55 196L56 197H58V198H55ZM117 196V195H116ZM240 196V195H239ZM8 197V198H7ZM22 197V196H21ZM78 197H79V200H78ZM209 197H210V199H211V201L213 202V206L214 207H218V205L219 204H221V202H223L224 203V201H227V200H225V198L224 197H221V196H219V195H217V194H212V195H209ZM10 198H12V197H10ZM9 198V199H10ZM15 199L17 198V197H14ZM23 198H26L25 197V195H23ZM34 198V197H33ZM87 198V199H88ZM6 199V200H5ZM36 200H37V198H35ZM73 199H77V200H75V202H74V200ZM261 199H263V198H260V199H258V200H260L261 201ZM10 200H12V199H10ZM19 200V199H18ZM24 200V199H23ZM57 200V201H56ZM25 201V200H24ZM24 201H22L23 203H20V204H24L25 202ZM28 201V200H27ZM86 203H87V200L85 201ZM243 202V201H242ZM11 203V202H10ZM18 203V202H17ZM16 203V204H17ZM29 203V202H28ZM115 203H116V201H115ZM114 203V204H115ZM131 203V202H130ZM251 202H249L247 205L248 206H251V204H250ZM84 204V203H83ZM87 204V205H88ZM250 204V205H249ZM254 204V203H253ZM253 204H252V206L251 207H254L253 206ZM116 205V204H115ZM243 205V204H242ZM241 205V206H242ZM258 205H260V206H262V205H264V203L263 202H259L258 203ZM21 206V205H20ZM20 206H18L19 208H21L22 210H23V205L20 207ZM138 206H141L140 208V210L138 211V209H139V207ZM212 206V207H213ZM240 206V207H241ZM257 206V205H256ZM83 207V206H82ZM111 207V206H110ZM110 207H108V208H110ZM114 207V206H113ZM258 207V206H257ZM257 207H254L253 209L255 210H250V213H251V211H254V212H256L257 210ZM27 208V207H26ZM29 208V207H28ZM84 209H86L87 207H83ZM89 208V209H90ZM115 208V207H114ZM138 208V209H137ZM232 208V207H231ZM256 208V209H255ZM30 209H33V208H30ZM35 209V208H34ZM88 209V210H89ZM144 209V210H145ZM241 209V208H240ZM27 210H29V209H27ZM143 210V211H144ZM145 211V213H147L148 211ZM23 211H25V213H23ZM22 211V217L24 218V217H27L26 216V213H29L30 212V210L27 212L26 211V209L25 210H23ZM31 211H35V210H31ZM74 211V213L73 214H71L72 212ZM217 211V210H216ZM231 211H233V208H232V210ZM247 211V210H246ZM16 212V211H15ZM218 212V211H217ZM234 212V211H233ZM253 212V213H254ZM144 213V212H143ZM249 213V214H250ZM23 214H25V215H23ZM34 214L36 215V213H32V212H30V215L32 216H34ZM150 214V213H149ZM217 214H219V213H217ZM255 214V213H254ZM28 215V214H27ZM114 215V214H113ZM159 215V214H158ZM12 216H14V215H12ZM168 216V217H167ZM218 216V215H217ZM220 216V215H219ZM218 216V217H219ZM256 216V215H255ZM74 217V216H73ZM6 218H8V217H6ZM34 219H35V221H34V223H33V226H34V224L36 223V221H39V220H41V219H39V220H36V216L35 217H33ZM70 218V217H69ZM72 218V217H71ZM91 218V219H92ZM143 218V217H142ZM152 218V217H151ZM155 218V217H154ZM225 218V217H224ZM9 219V218H8ZM7 219V221L8 222H6L7 224L6 225H8V224H12L13 223V225L12 226H16V225H22V226H19L20 227V229H23V230H25L24 228H21V227H24L23 226V222H22V218H21V215L18 217V216H16V217H13V218H10V219H12V222L10 221V219L8 220ZM218 219H220V217L218 218ZM4 220V219H3ZM3 220H1V223L2 222H4ZM107 220V219H106ZM157 220V219H156ZM163 220L160 222V223H162V224H164L163 223ZM9 221L11 222V223H9ZM24 222H25V220H23ZM58 222H59V220H57ZM57 221H55V222H57ZM95 221V220H94ZM147 221V220H146ZM145 221V222H146ZM154 221V220H153ZM152 221V219H151V223L153 222ZM22 224H21V223ZM52 222H54V221H52ZM54 222V224L55 225H52V227H51V231H53V233H54V235H53V233L51 232L50 234H52L51 236H53L51 239L52 240H50L49 242L50 243H54V242H57L55 239L57 238V236H60V238H57V239H61V238H63V240L64 239H66L67 237L64 235V232H62V231H60V229L62 230L63 229V225L61 226V227H58V226H60V224H57V223H55ZM104 222H105V220H104ZM156 222H159V221H155V223ZM188 223V224H190L189 226H185L183 223ZM218 222H220V221H218ZM0 223V225L2 226H4V223H2L1 224ZM68 223H67V225H68ZM79 223V222H78ZM92 223V225L94 224L95 225V228H96V225H98L99 226V224H97L98 222L96 221L95 223L94 222H91ZM90 223V224H91ZM154 223V222H153ZM159 223V224H160ZM166 224V225H168V226H171V225H169V224ZM238 223V222H237ZM14 224H16V225H14ZM62 224V223H61ZM64 224V223H63ZM70 224H69V226H70ZM162 224H160V227H161V229L159 228V230H162V229H164V227H162L161 225ZM64 226V227H67L66 229H68V226ZM71 225H73V224H71ZM93 225V226H94ZM127 225V226H126ZM180 225V226H181ZM0 226V227H1ZM11 226V227H12ZM39 225H37L36 227H38ZM49 226H51V225H49ZM101 226V225H100ZM99 226V227H100ZM155 226H156V224H155ZM6 227V226H5ZM18 227V228H19ZM35 227V228H36ZM41 227V226H40ZM44 227V226H43ZM43 227L42 228H40V229H43ZM98 227V228H99ZM185 227H190V228H188V229H186ZM1 228H3V230H4V227H1ZM15 228H17V227H15ZM47 228V227H46ZM121 228V229H120ZM155 228H157V227H155ZM170 228V227H169ZM30 229V228H29ZM29 229H27V230H29ZM39 228H37V230H40ZM45 229V228H44ZM59 229V230H58ZM141 229V230H140ZM151 229V230H150ZM177 229V230H176ZM243 229V228H242ZM12 230V229H11ZM64 231H65V228L63 229ZM69 230V229H68ZM68 230H66L65 231V234H66V232L68 231ZM115 230V229H114ZM143 230V231H144ZM174 230H176V232L174 231ZM45 231H46V229H45ZM59 231V232H58ZM116 231V232H117ZM123 232H124V230H122ZM127 232L128 231H130V230H128V228H127V230H126ZM143 231H141L142 233H143ZM145 231V233H143L144 235H149L150 233L149 232H146ZM158 231V229L157 230H155L154 232H157ZM242 231V230H241ZM240 231V232H241ZM42 232V231H41ZM61 232V233H60ZM115 232V233H116ZM127 232H125V233H123V234H126ZM160 231H158L157 233H159ZM243 232H245V230H243ZM243 232H242V234H243ZM3 233H6V232H3ZM3 233H1L0 234V254H2L1 256H4V257H11V258H13L14 260H16V262L18 263V264H51L52 262H51V259H53V256L51 255V253H53L54 254V250H56L55 248H54V250H53V252H51V249H50V247L48 246V245H40L38 242H36L37 240H32L30 237H29V235H30V233L29 232H24V231H20L18 234H16V235H14V237L12 236V238L11 239H8V238H10V237H6L5 235L7 234H5V235H3ZM48 233V232H47ZM59 233V234H58ZM112 233H114V232H112ZM119 233V232H118ZM118 233H116V234H118ZM120 233H122V232H120ZM152 233H153V231H152ZM150 234V236L152 235V237H154L153 235H154V233L153 234ZM115 234V235H116ZM123 234H120V235H123ZM135 234V233H134ZM174 234H177V235H174ZM102 235V234H101ZM120 235H118V236H116L117 238L118 237H120ZM146 235V236H147ZM33 236V235H32ZM39 236V235H38ZM46 236H48V235H46ZM103 236V235H102ZM101 236V237H102ZM124 236V235H123ZM145 236V237H146ZM149 236V237H150ZM174 236H177V237H174ZM243 236V235H242ZM77 237V236H76ZM115 237V238H116ZM149 237H146V238H148L149 239ZM171 237V238H170ZM231 237V238H232ZM100 238V237H99ZM158 238H156V240L153 238V243L154 242H158ZM240 238V237H239ZM238 238V239H239ZM242 238V237H241ZM39 239V238H38ZM74 239V238H73ZM106 239V238H105ZM120 239H121V237H120ZM124 239V238H123ZM147 239V240H148ZM160 239V240H161ZM176 239V240H177ZM238 239H235L237 242H238ZM43 240H44V238H43ZM62 240V239H61ZM75 240V239H74ZM125 240V239H124ZM232 240V239H231ZM235 240H233V241H235ZM41 241V240H40ZM52 241V242H51ZM111 241V240H110ZM114 241L115 242H118V241H120V244H122L121 243V241H122V239L121 240H117V239H114ZM150 243H152V241L151 240H148ZM166 240H164V241H162V243L163 242H165ZM171 241V240H170ZM170 241H168V242H170ZM48 242V243H49ZM112 242V241H111ZM114 242V243H115ZM126 242V241H125ZM146 242V241H145ZM149 242H146V244H148ZM156 242V243H157ZM174 242V241H173ZM239 242H241V239H240V241ZM238 242V243H239ZM263 242V241H262ZM59 243H60V241L58 242V244L57 243H55L56 245H54V246H57V248L58 247H60L59 246ZM152 243V244H153ZM161 243V241H159V243L158 244H156V245H159ZM222 243H225V244H222ZM71 244V243H70ZM112 244V243H111ZM116 244V243H115ZM114 244V246L116 247V245ZM118 244V243H117ZM120 244H118L117 246H118V248L115 250V253H114V256H111V257H113L112 259L113 260H111V261H113V262H111V264L113 263H120L121 261H123L124 259H123V255H122V250H127V249H125V248H123L122 250H119L120 249V246H124V245H120ZM124 244V243H123ZM169 244V243H168ZM171 244V243H170ZM170 244H169V247H171L170 246ZM235 244V243H234ZM261 244V243H260ZM51 245V244H50ZM63 245H64V242H63ZM113 245V244H112ZM111 245V246H112ZM120 245V246H119ZM156 245H155V247H156ZM162 245V244H161ZM185 245H187V243L185 244ZM205 245H208V247H205ZM231 245V244H230ZM65 246V245H64ZM235 247H231L230 246V248H229V245H228V247H225V248H229V249H231V250H234L233 248H236V249H238L239 250V248H238V246H239V244H238V246L235 244L234 245ZM260 246H262V244L260 245ZM51 247H53V246H51ZM71 248L72 247V245L71 246H68V248ZM147 246L145 245L144 246V249L146 248ZM154 247V248H155ZM158 248L159 247H161L160 248V250L159 249H157L156 248V250H157V252L156 251H153V248L151 247V244L145 249V250H140V251H142L141 253H137V252H135L134 254H129V257L130 256H136L135 258H137V264H138V262H139V264H151V263H156V262H158V261H160V260H162L160 257H161V254L159 255L160 257H158L157 255L158 254H156L155 256V259H154V253H159L160 251H161V249H163V251H161L162 253H164V254H162V255H166V254H168V253H170V252H168L167 253V251H166V254H165V248H162V246H157ZM163 247H165V246H163ZM240 247V246H239ZM253 247V246H252ZM259 247V246H258ZM61 248H63V247H61ZM67 248V249H68ZM224 247H223V249L225 250V251H227L226 249H225ZM53 249V248H52ZM64 249V248H63ZM62 249V250H63ZM66 249V248H65ZM115 249V248H114ZM130 249V248H129ZM189 249V248H188ZM211 249V250H210ZM228 249V250H229ZM236 249H235V251H236ZM241 249H242V247H241ZM248 249V250H247ZM252 249V248H251ZM250 249V247H248V248H246L244 251H246V253H244V257H242V260H237V261H239V262H237L236 260H234L233 262H237V263H234V264H238V263H244V260H247V261H245V263L246 262H248L249 260L251 261H254V258L255 259H258V257H255L256 255L252 252V250ZM30 250H32L31 252H33V251H35V252H33V253H35V255L33 256V253H31L32 254V256L31 255H29V253H28V251L30 252ZM132 250L133 249H131V250H129V251H126V252H129V253H132ZM158 250H159V252H158ZM166 250H168V248H166ZM210 250V251H209ZM230 250V251H231ZM261 250V253H260V260L259 261H261V262H264V245L262 246V249H260ZM64 251H66V250H64ZM67 251H69L70 252V250L68 249ZM66 251V252H67ZM121 251V252H120ZM144 251V252H143ZM230 251H228V252H230ZM240 251V250H239ZM254 251V250H253ZM259 251V250H258ZM57 252V251H56ZM61 252V251H60ZM60 252H58V253H60ZM63 252V251H62ZM65 253V252H64ZM137 253V254H136ZM173 253V252H172ZM240 253V252H239ZM63 254V253H62ZM67 254H68V252H67ZM67 254H65V256L67 255ZM110 254V253H109ZM124 254H126V253H124ZM136 254V255H135ZM184 254V253H183ZM229 254V253H228ZM64 255V254H63ZM107 255V254H106ZM105 255V256H106ZM113 255V254H112ZM169 255H166L165 257H169ZM52 256V257H51ZM55 256H57V255H55ZM108 256V255H107ZM107 256L106 257H104L105 258V260L107 259ZM126 256V257H125ZM124 257L125 258H127V254L125 255ZM185 256V255H184ZM228 256V255H227ZM51 257V258H50ZM63 257V256H62ZM85 257V256H84ZM87 257V256H86ZM85 257V258H86ZM111 257H109V258H111ZM128 257V258H129ZM165 257H163V259L165 258ZM57 257H55V259H56ZM58 258H59V256H58ZM156 258H160L159 260H157L156 262H155V260H156ZM12 259V260H13ZM87 259H91V258H87ZM85 260V263H87L88 261H91V260ZM95 259V258H94ZM130 259V258H129ZM128 259V260H129ZM134 259V258H133ZM185 259H186V262H185ZM216 259H215V261H216ZM238 259H241V258H238ZM61 260V259H60ZM108 260V259H107ZM110 260V259H109ZM127 260V259H126ZM132 260V259H131ZM149 260H153V261H151V263H149ZM164 260H168V258H165ZM229 259H227L226 261H228ZM257 260V261H258ZM64 261V260H63ZM71 261V260H70ZM75 261V260H74ZM83 261V260H82ZM98 261H100V260H98ZM130 261V260H129ZM128 261V262H129ZM194 261H196V262H194ZM197 261H199V263H197ZM213 261V262H212ZM240 261H242V262H240ZM248 262V263H251V262ZM58 262H60V264H63V262L61 263V261H59L58 260ZM92 262V261H91ZM103 262H105V261H103ZM108 262V261H107ZM134 260H133V263L132 264H134ZM164 262V261H163ZM163 262H161L160 261V263H157V264H161V263H163ZM167 263H168V261H166ZM191 262H189L190 264H191ZM217 262V261H216ZM215 262V263H216ZM8 263V262H7ZM93 263H95V262H93ZM92 263V264H93ZM123 263V262H122ZM126 263V262H125ZM124 263V264H125ZM129 263H131V261L129 262ZM166 263V264H167ZM171 263V262H170ZM171 263V264H172ZM188 263V264H189ZM220 263V262H219ZM218 263V264H219ZM242 263V264H243ZM256 263V262H255ZM53 264V263H52ZM81 264H83V263H81ZM87 264H90V263H87ZM104 264V263H103ZM121 264V263H120ZM163 264H165V262L163 263ZM231 264V263H230ZM247 264V263H246ZM257 264H260V262L259 263H257Z\"/></svg>",
    "mask_w": 264,
    "mask_h": 264
},
{
    "label": "built area",
    "instance_id": "3",
    "mask_svg": "<svg viewBox=\"0 0 264 264\" xmlns=\"http://www.w3.org/2000/svg\"><path fill=\"white\" fill-rule=\"evenodd\" d=\"M254 1H256V2H257V1H259V0H254Z\"/></svg>",
    "mask_w": 264,
    "mask_h": 264
}]
</instances>
